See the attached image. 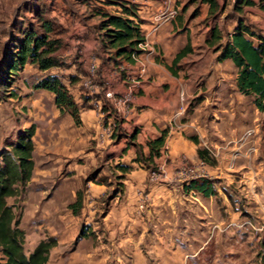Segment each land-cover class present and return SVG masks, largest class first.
Listing matches in <instances>:
<instances>
[{
	"label": "crops",
	"instance_id": "obj_1",
	"mask_svg": "<svg viewBox=\"0 0 264 264\" xmlns=\"http://www.w3.org/2000/svg\"><path fill=\"white\" fill-rule=\"evenodd\" d=\"M163 1L135 0L142 34L147 35L155 53L139 56L145 63L146 74L140 79L130 116L118 124L120 136L109 139L102 135L97 111L89 104L78 105L80 124L75 125L69 115L59 113L51 92L42 89L29 92L33 119L28 123L36 125L32 138L33 169L24 191L8 197L14 201L7 203L13 205L18 227L25 232L24 242L30 236L35 237L37 243L47 238L55 240L45 264H155L165 260L164 245H168V237L178 243L176 238L181 233L174 228L178 229L180 224L177 216L164 220L157 215L168 208L175 214V210L180 209L179 204H175L177 197L183 196L180 189H170L166 184L175 183L174 172L181 165L199 160L198 149H205L207 156L216 162L206 167L212 191L207 194L191 191L206 201L203 210L206 213L213 210L212 202L222 203L229 221L235 225L245 223L244 216L246 220L251 216L250 205V212L240 216L235 204L243 205L241 193L238 186L233 193L232 181L239 179L238 182L247 185L252 193L254 181L264 176V158L260 155L264 151V124L258 123L264 121V112L256 109L250 96L238 91L237 68L230 59H219L222 47L217 49L210 39L203 37L208 28H201L197 21L209 15L208 5L199 2L201 13L196 22L187 13L182 18L183 23L177 16L152 32V17ZM170 1L178 9V0ZM6 2L0 0L5 9L14 5L11 1V6H6ZM98 5L110 12L119 9L102 0ZM257 5L255 0L253 6ZM80 21L71 27L74 38L70 46L79 45L77 39L86 33V22ZM94 43L93 39L84 45L90 49ZM184 47L189 48L188 52L177 58ZM36 69L39 70L37 65ZM104 69L99 77L109 72ZM83 70L85 72V65ZM67 73L68 77L76 76V81L69 86L77 96L82 74L69 69ZM113 87L121 91L123 83L114 80ZM180 93L184 94L185 112L177 115ZM164 129L167 134L160 156L149 162L150 166H158L165 177L158 183L149 179L145 162L135 161V158L139 150L147 158L148 142L160 137ZM250 129H254V133L246 136ZM132 133L134 137L129 138ZM193 136L197 142L190 139ZM117 165L130 166V170L122 174ZM97 166L102 168L97 170ZM260 170L263 173L259 175ZM88 174L93 175V179L85 182ZM110 174H122L118 190L111 186ZM106 177L107 183L104 182ZM217 177H223L225 183ZM78 191H81V205L73 213L69 206L75 202ZM143 194L148 203L141 210L139 199ZM28 215L33 219L23 227ZM185 223L193 229L188 245L196 244L200 238L199 244L204 245L208 238L202 239L204 231L200 230L207 226L197 229L199 224ZM171 251L166 260L176 261L179 251L176 247ZM196 251L189 254V258L195 257Z\"/></svg>",
	"mask_w": 264,
	"mask_h": 264
},
{
	"label": "rangeland",
	"instance_id": "obj_2",
	"mask_svg": "<svg viewBox=\"0 0 264 264\" xmlns=\"http://www.w3.org/2000/svg\"><path fill=\"white\" fill-rule=\"evenodd\" d=\"M11 1L14 2L13 6H11ZM99 1L100 0H7L8 3L6 2V6L8 4L11 7L6 9L5 4H0V6H2V9L0 7V10H2V12L0 11V57L4 45L9 42L12 34L18 33L21 26L26 27L28 24H32L34 27L37 26L35 17L28 9V7L34 3L38 4L44 12V15L53 22L54 30L49 36L60 41L59 48L56 52L59 65L53 66L47 71L40 72L36 69L35 64L30 62L26 63L24 68L13 77V82L11 87L7 89L5 98L0 100V153L16 140V136L20 130L26 128L22 127L23 125L26 124L28 127L32 124L28 123L33 119V109L29 98L31 93L29 92L34 90L33 85L42 76L51 74L60 77L62 82L69 81L67 75L69 69L82 74L81 77L83 80L88 75L86 71L84 72L83 70V58L84 55L88 53L95 55L97 58L99 65L96 70L97 74L105 72L104 67L108 70L113 68L114 61L110 59L111 52L105 51L102 47H98V45L90 49L84 45L85 42L89 44L93 39L95 41V37L98 36L99 38L102 32L99 22L102 20L101 12L105 9L98 5ZM105 2L106 0L102 1V3ZM177 3L178 13L174 19L179 16L182 20L181 23H183V16L190 13L192 19L195 20V22L197 21L196 18L198 14L201 13L199 10V0H178ZM234 3L235 0L223 1L220 4L221 9L217 14L214 16L208 15L202 19V21H197V23L201 25V28H208L206 35L203 37H207V40L210 39L209 41L213 38L211 32L213 30L219 31L220 39L215 43V47L219 44H221V47L226 44L229 35L234 30L239 20H242L254 31L264 35V12L259 9L258 5H252L251 8L245 7L243 12H237L234 10ZM80 19L86 22V33L78 39L76 38L79 45L77 51L72 53L70 41L74 37L71 35V27L75 26L76 23H81ZM97 78L98 81L102 82L101 77L97 76ZM258 123L259 125H263L264 121H259ZM118 128L117 125L115 136H117V134L120 136V132H117ZM260 155L263 159L264 151H262ZM246 158H248V156H246ZM202 161L205 164V168L207 166H213L216 163L208 156L206 160ZM101 168L102 166H97V170ZM158 169L160 168L155 166L154 170L157 171ZM261 171L262 170L259 171V175ZM105 179L104 182L107 183V177ZM216 179L225 183L223 177H217ZM110 180L113 188L118 190L121 187L117 175L114 176L110 174ZM173 180L175 183H168L166 186L170 189L173 187L180 189L183 196L181 195V199L177 197V202H175V204H179L180 209L175 210V214L171 212V208L166 210L163 209L162 214H158L157 216H161V219L164 220L174 219L175 216L178 217L180 226L178 229L174 228V231L181 233L180 237L176 238L178 242L176 243L179 245L174 243L175 240L172 237H168V245H164L163 253L164 257L167 259V254L172 252L171 249L173 247H176L179 251V257L176 261L165 259L155 264H264V176L260 175L259 179L254 181L252 193H249V187L247 185L243 182H238L239 179L232 181V185L234 186L233 193L238 186V192L239 194L241 193L240 203L246 206L235 204L242 213H240V216L250 212L248 205L252 207V209H250L252 212L249 219L246 220L247 216H244L245 223L237 225L229 221L227 211L222 203L212 202V208L214 209L208 210L206 213L203 210V205L206 204V201H203L201 196L194 192H183L182 190H184L185 184L175 179ZM154 182L159 183L160 181ZM233 198L237 200L236 197ZM6 200L9 203L14 201L11 198ZM147 203L146 194H143L139 199V208L142 210ZM217 205H219V207L215 209ZM227 217L228 219H226ZM32 219L33 216H26L24 218L23 227L30 224ZM226 220L229 221L227 224H225ZM256 220H258V222H256ZM192 221L199 224L197 225V229L201 228V226H207V228L200 230L204 231V234L201 235L202 239L208 238L204 245L199 244L201 238L195 241L196 244H192L191 246L188 245L192 237L191 233H193V229L190 228V225H186L185 222ZM221 221L222 223H220ZM174 236L177 237V234H174ZM36 243V238L30 236L23 244V251L25 254H28V251L31 252ZM197 248L200 249L196 251ZM194 250L197 255L189 258L188 255L194 253ZM1 262L2 257L0 255V264ZM148 263H150V261Z\"/></svg>",
	"mask_w": 264,
	"mask_h": 264
},
{
	"label": "trees",
	"instance_id": "obj_3",
	"mask_svg": "<svg viewBox=\"0 0 264 264\" xmlns=\"http://www.w3.org/2000/svg\"><path fill=\"white\" fill-rule=\"evenodd\" d=\"M103 1V0H102ZM208 5V14L214 16L221 6L216 0H199ZM259 9L264 11V0H257ZM106 4L119 7V14L110 11H102V20L99 22L101 29L100 37H95V45L111 52L110 59L115 67L121 61H131L132 56L141 53L138 44L144 37L137 19L135 3H126L117 0H106ZM255 4V0H236L234 10L243 12L245 7ZM37 21V26L28 24L21 26L18 33L12 34L9 42L4 45L0 57V100L6 96V91L11 87L13 77L21 71L26 63L37 65L41 71H47L53 66L59 65L56 52L60 41L49 35L54 30L53 22L44 15L41 7L34 3L28 7ZM210 43L215 45L220 39L218 30L212 31ZM219 49L221 44L217 46ZM184 47L176 57L179 58L188 52ZM230 59L237 68L236 87L238 91L252 98V102L259 112H264V35L254 31L250 26L239 20L236 27L229 35L226 45L222 46V54L219 59ZM116 61V62H115ZM99 66V65H98ZM98 76L100 74H97ZM69 84L61 81L56 75L46 74L34 85V89H42L51 92L54 96V104L60 114L69 115L75 125L80 124L79 106L72 94L70 86L76 81V76L68 77ZM80 90V89H79ZM87 99L83 97L80 106H87ZM36 125L30 124L20 130L16 140L3 149L0 153V255L1 264H45L51 247L55 240L47 238L40 240L29 254L23 251L25 232L18 227L19 220L13 210V205L7 203L8 197H13L24 191L31 177L33 169L32 151L33 136ZM167 129L161 131L160 137L148 142L149 155L144 157L139 151L135 161L145 162L148 171L155 169V165H149L153 157H159L164 146ZM132 133L129 138H133ZM197 142L196 137H190ZM201 160L207 159L205 149L197 150ZM148 163L146 164V162ZM122 174L130 170V166L117 165ZM122 174L118 179H122ZM93 179L88 174L85 180ZM98 182H102L99 180ZM212 180L199 178L184 185L186 191H195L203 194L210 193ZM108 199H106V202ZM81 205V191L76 194V200L69 207L76 213Z\"/></svg>",
	"mask_w": 264,
	"mask_h": 264
},
{
	"label": "built area",
	"instance_id": "obj_4",
	"mask_svg": "<svg viewBox=\"0 0 264 264\" xmlns=\"http://www.w3.org/2000/svg\"><path fill=\"white\" fill-rule=\"evenodd\" d=\"M126 3H135V0H117ZM222 3L226 0H216ZM234 1V0H231ZM236 1V0H235ZM119 9H112L111 13L119 14ZM178 9L171 4L170 0H164L162 5L156 10L152 17L151 31H156L163 23L168 22L177 15ZM144 39L138 44L140 54L132 56L131 61H121L108 73L101 76V81L97 78V58L95 55L88 53L84 55L83 62L87 77L81 82V89L75 99L78 105H81L83 97L87 99V103L97 111L99 124L106 138L114 137L118 123L128 119L132 112V105L139 89L140 79L146 74V66L143 60L139 58L142 54H154L155 50L147 39V35H143ZM78 43L72 45V53L76 52ZM99 77V76H98ZM114 80L123 83L121 91L114 89ZM181 104L177 110V115L185 112L184 94L180 93ZM254 133V129L248 130L246 136ZM209 171L205 168L202 160L195 163H185L177 168L174 172L173 179L180 183L188 184L192 180L199 178H209ZM149 179L151 181H164L165 177L157 171H149Z\"/></svg>",
	"mask_w": 264,
	"mask_h": 264
}]
</instances>
